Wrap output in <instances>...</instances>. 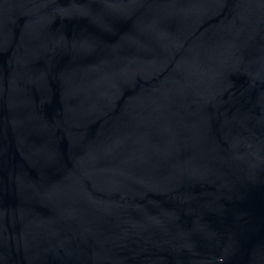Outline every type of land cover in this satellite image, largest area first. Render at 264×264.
Instances as JSON below:
<instances>
[{"label":"water","instance_id":"water-1","mask_svg":"<svg viewBox=\"0 0 264 264\" xmlns=\"http://www.w3.org/2000/svg\"><path fill=\"white\" fill-rule=\"evenodd\" d=\"M0 264H264V0H0Z\"/></svg>","mask_w":264,"mask_h":264}]
</instances>
